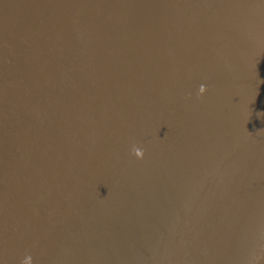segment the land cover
Instances as JSON below:
<instances>
[{
    "label": "water",
    "instance_id": "obj_1",
    "mask_svg": "<svg viewBox=\"0 0 264 264\" xmlns=\"http://www.w3.org/2000/svg\"><path fill=\"white\" fill-rule=\"evenodd\" d=\"M28 256L264 264V0H0V264Z\"/></svg>",
    "mask_w": 264,
    "mask_h": 264
},
{
    "label": "clouds",
    "instance_id": "obj_2",
    "mask_svg": "<svg viewBox=\"0 0 264 264\" xmlns=\"http://www.w3.org/2000/svg\"><path fill=\"white\" fill-rule=\"evenodd\" d=\"M207 91V87L205 85H200L199 86V95L202 96L205 92ZM133 154L140 159H143L144 157V151L139 148V147H134L133 148ZM23 264H33L32 262V257L28 256L25 258V260L23 261Z\"/></svg>",
    "mask_w": 264,
    "mask_h": 264
}]
</instances>
